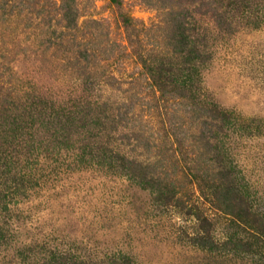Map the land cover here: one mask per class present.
<instances>
[{
  "label": "rangeland",
  "instance_id": "obj_1",
  "mask_svg": "<svg viewBox=\"0 0 264 264\" xmlns=\"http://www.w3.org/2000/svg\"><path fill=\"white\" fill-rule=\"evenodd\" d=\"M30 103L131 167L52 146L22 241L78 264H264V0H0L1 138Z\"/></svg>",
  "mask_w": 264,
  "mask_h": 264
},
{
  "label": "trees",
  "instance_id": "obj_2",
  "mask_svg": "<svg viewBox=\"0 0 264 264\" xmlns=\"http://www.w3.org/2000/svg\"><path fill=\"white\" fill-rule=\"evenodd\" d=\"M39 102L37 107L41 104ZM33 106L32 103L26 105V113L15 118L10 123L12 128L5 129L0 137V255L4 253L6 258H11L8 264L83 263L80 256L69 258L66 250L50 246L38 249V245L18 238L23 226L13 217L18 216L14 213L17 211L15 208L50 177L52 172L48 167L51 161L54 162L52 146L56 150L54 155L67 158L70 163L106 166L121 171H127L131 165H128L130 162L119 146L103 137V130L94 132L91 125L79 124V117L70 110L65 108L66 113L54 115L51 111L46 112L48 107L45 105L47 108L44 106V110L38 112L42 122L37 124L36 120L29 121L33 117ZM53 115L57 118L66 117L65 122L62 123L61 119L62 124L53 125V134L43 135L41 126L45 122L49 124L50 120L47 119L53 118ZM249 229L255 236H260L256 228ZM11 248L14 251L12 254L9 252Z\"/></svg>",
  "mask_w": 264,
  "mask_h": 264
}]
</instances>
